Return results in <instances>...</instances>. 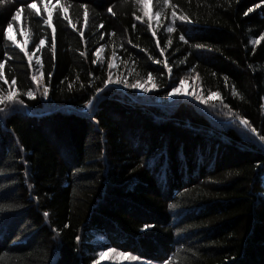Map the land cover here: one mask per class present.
I'll use <instances>...</instances> for the list:
<instances>
[{"label": "trees", "instance_id": "trees-1", "mask_svg": "<svg viewBox=\"0 0 264 264\" xmlns=\"http://www.w3.org/2000/svg\"><path fill=\"white\" fill-rule=\"evenodd\" d=\"M0 63V264H264V0H2Z\"/></svg>", "mask_w": 264, "mask_h": 264}, {"label": "snow or ice", "instance_id": "snow-or-ice-1", "mask_svg": "<svg viewBox=\"0 0 264 264\" xmlns=\"http://www.w3.org/2000/svg\"><path fill=\"white\" fill-rule=\"evenodd\" d=\"M0 2H2V0H0ZM258 6H259V5H256V7H258ZM28 8H30V9H34V8H36V4H35V3L29 4V5H28ZM109 11H111V9H109ZM252 11H253V8H249V9L247 10V12L245 13V15H247L248 12H252ZM172 16H173V19H174V20L177 18L175 12L172 13ZM85 17H87V13H85ZM15 19H16V16H13V17H12V20L14 21ZM65 19H67V17H65ZM137 19H139V17H137ZM179 19H180L181 21H187V20H188V17L182 15V16L179 17ZM45 23L47 24V23H49V22H48V21H45ZM7 27H8V28H11V27H12V24L9 23V24L7 25ZM168 31L171 32V31H173V29H172L171 27H169V28H168ZM54 33H55V29H53V47L55 46V35H54ZM153 36H155V33H153ZM180 39L183 40L184 37L181 36ZM169 43H171V41H169ZM43 44H44V40L41 39V40L39 41V44L36 45V48L39 49L40 46L43 45ZM157 47H159V41H157ZM97 53H99V49H97ZM161 54H163V49H161ZM25 55H28V54L25 53ZM28 59L31 60L32 57H31V56H28ZM157 63H159V61H157ZM2 67H3V64L0 63V68H2ZM165 67H167V63H166V62H165ZM170 71H171V69H169V72H170ZM48 75H49V77H51L52 74L49 73ZM0 78H2V77H0ZM77 79H79V77H77ZM148 79L151 80V76H149ZM32 80H33V81H38V80H39V77L36 76V75H33V76H32ZM116 82H117V83H125L124 80H118V81H116ZM13 83H15V81H13ZM181 83H183V81H181ZM125 86H126V87H129V88H143L144 91H148V88L145 87L143 84H141V83H139V82H137V83H125ZM37 87L39 88V84L37 85ZM69 87H71V85H69ZM153 87H155V85H153ZM100 91H101L100 89H97V92H100ZM176 91H177V89L173 88L172 92L167 93V95H172V93H173V92H176ZM47 93H48V88H47V87H44V88H43V93H42V94H43V95H47ZM12 95H13V93L10 92V93H9V96H8V99H11V98H12ZM26 95L29 96V97H32V96H33V92H32L31 90H29V91L26 93ZM0 103H3V99H2V98H0ZM19 103H20V104H23L24 101L21 100V101H19ZM87 103H88L89 105H91V104L93 103V101H92V100H88ZM2 110H3V109H0V111H2ZM241 123H242L243 125H245L246 127H249V122H248L247 120H241ZM250 131H251L252 133H255V132H256V129H254V128H250ZM259 140H260V141H264V135H260V136H259ZM25 174L27 175V173H25ZM174 206H175V205H173V207H174ZM3 210H4V206H0V211H3ZM43 215H44V216H48V213H47V212H44ZM77 239H79V237H78ZM101 255H103V253H101ZM132 259H133V260H136L137 257H132Z\"/></svg>", "mask_w": 264, "mask_h": 264}, {"label": "rangeland", "instance_id": "rangeland-1", "mask_svg": "<svg viewBox=\"0 0 264 264\" xmlns=\"http://www.w3.org/2000/svg\"><path fill=\"white\" fill-rule=\"evenodd\" d=\"M39 80L36 81L37 85L39 84V87L43 89V83L41 80V77L38 75ZM183 81V83H181ZM180 87L177 88L176 92H173L172 95H169L167 100H171L173 98L180 96L187 97V98H193L195 100H202L201 93L199 92V88L197 85V80L193 79L189 76H183L180 80ZM148 88V87H147ZM137 91L143 95H150L153 96L154 90L152 88H148V91H144L143 88H137ZM157 97V96H155Z\"/></svg>", "mask_w": 264, "mask_h": 264}]
</instances>
